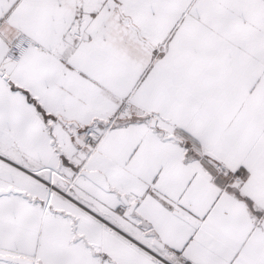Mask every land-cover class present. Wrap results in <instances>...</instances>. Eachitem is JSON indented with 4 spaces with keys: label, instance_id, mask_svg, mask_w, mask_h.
<instances>
[{
    "label": "snow or ice",
    "instance_id": "6c2138e0",
    "mask_svg": "<svg viewBox=\"0 0 264 264\" xmlns=\"http://www.w3.org/2000/svg\"><path fill=\"white\" fill-rule=\"evenodd\" d=\"M0 264H264V0H0Z\"/></svg>",
    "mask_w": 264,
    "mask_h": 264
}]
</instances>
